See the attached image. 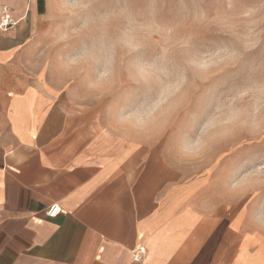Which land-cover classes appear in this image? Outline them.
<instances>
[{"label":"crops","instance_id":"0c3cea01","mask_svg":"<svg viewBox=\"0 0 264 264\" xmlns=\"http://www.w3.org/2000/svg\"><path fill=\"white\" fill-rule=\"evenodd\" d=\"M15 11L0 30V264H264L260 212L225 205L217 177L106 94L49 78L45 10Z\"/></svg>","mask_w":264,"mask_h":264},{"label":"rangeland","instance_id":"374dc122","mask_svg":"<svg viewBox=\"0 0 264 264\" xmlns=\"http://www.w3.org/2000/svg\"><path fill=\"white\" fill-rule=\"evenodd\" d=\"M34 1L0 0V22ZM37 2L49 78L106 94L264 220V0Z\"/></svg>","mask_w":264,"mask_h":264},{"label":"built area","instance_id":"2783aa9c","mask_svg":"<svg viewBox=\"0 0 264 264\" xmlns=\"http://www.w3.org/2000/svg\"><path fill=\"white\" fill-rule=\"evenodd\" d=\"M14 25H16V23L13 22L12 12L10 10H8L7 7H4L2 9V19L0 22V30L6 31L9 27H12ZM52 206L48 209L46 215H47V217L54 218V217H57L58 215H56V216L51 215ZM145 254H146V249L144 247H141L134 252V259L136 261H141V260H143Z\"/></svg>","mask_w":264,"mask_h":264},{"label":"snow or ice","instance_id":"6c2138e0","mask_svg":"<svg viewBox=\"0 0 264 264\" xmlns=\"http://www.w3.org/2000/svg\"><path fill=\"white\" fill-rule=\"evenodd\" d=\"M14 171H16V169H13ZM64 213L61 210V207L59 206V204H54L52 206V211H51V215L52 216H56V215H63ZM39 222V221H38Z\"/></svg>","mask_w":264,"mask_h":264}]
</instances>
